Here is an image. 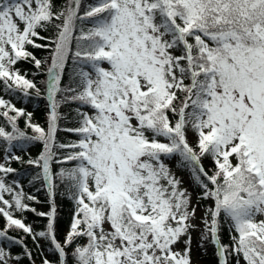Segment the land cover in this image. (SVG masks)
Returning a JSON list of instances; mask_svg holds the SVG:
<instances>
[{
	"label": "snow or ice",
	"instance_id": "snow-or-ice-1",
	"mask_svg": "<svg viewBox=\"0 0 264 264\" xmlns=\"http://www.w3.org/2000/svg\"><path fill=\"white\" fill-rule=\"evenodd\" d=\"M0 220V264H264V0H0Z\"/></svg>",
	"mask_w": 264,
	"mask_h": 264
},
{
	"label": "trees",
	"instance_id": "trees-1",
	"mask_svg": "<svg viewBox=\"0 0 264 264\" xmlns=\"http://www.w3.org/2000/svg\"><path fill=\"white\" fill-rule=\"evenodd\" d=\"M40 54H42V53H38V55H40ZM39 108V107H41V106H39V105H31L30 106V108H29V110H32V108ZM38 118H40V115H39V113H38ZM67 211H68V208H67V205H65L64 206V212H65V214L67 213ZM3 221L2 220H0V223H2Z\"/></svg>",
	"mask_w": 264,
	"mask_h": 264
},
{
	"label": "rangeland",
	"instance_id": "rangeland-1",
	"mask_svg": "<svg viewBox=\"0 0 264 264\" xmlns=\"http://www.w3.org/2000/svg\"><path fill=\"white\" fill-rule=\"evenodd\" d=\"M206 264H208V262H206Z\"/></svg>",
	"mask_w": 264,
	"mask_h": 264
}]
</instances>
